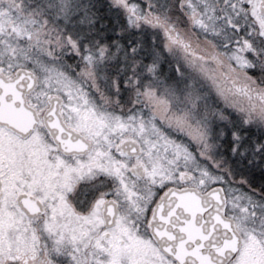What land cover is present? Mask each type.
Returning a JSON list of instances; mask_svg holds the SVG:
<instances>
[{
  "label": "snow or ice",
  "instance_id": "1",
  "mask_svg": "<svg viewBox=\"0 0 264 264\" xmlns=\"http://www.w3.org/2000/svg\"><path fill=\"white\" fill-rule=\"evenodd\" d=\"M0 264H264V0H0Z\"/></svg>",
  "mask_w": 264,
  "mask_h": 264
}]
</instances>
